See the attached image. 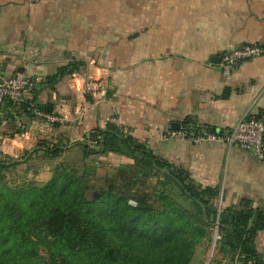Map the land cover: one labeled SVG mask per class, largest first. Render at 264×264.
I'll return each instance as SVG.
<instances>
[{"label": "crops", "instance_id": "crops-1", "mask_svg": "<svg viewBox=\"0 0 264 264\" xmlns=\"http://www.w3.org/2000/svg\"><path fill=\"white\" fill-rule=\"evenodd\" d=\"M245 44L264 47V0H0V80L38 82L36 110L61 100L68 117L40 133L30 114L5 105L0 131L14 134L0 142L22 135L23 148L7 145L0 154L40 157L42 182L53 166L75 162L104 176L133 163L115 153L84 154V146L99 149L91 135L114 118L112 125L188 171L198 186L217 189L226 204L245 199L264 212L263 161L237 146L190 143L180 135L193 125L229 132L242 117L264 112V54L229 75L216 63ZM71 62L83 63L81 75L102 78L105 95L76 97L68 76L46 83ZM254 249L264 264V231ZM229 261L210 264L249 263ZM189 264H201V257Z\"/></svg>", "mask_w": 264, "mask_h": 264}, {"label": "trees", "instance_id": "trees-1", "mask_svg": "<svg viewBox=\"0 0 264 264\" xmlns=\"http://www.w3.org/2000/svg\"><path fill=\"white\" fill-rule=\"evenodd\" d=\"M82 66L71 62L45 81L52 84L79 73ZM19 110L30 114L24 105ZM91 138L99 149L87 154L108 152L133 160L142 156L143 174L136 164L141 175L148 176L147 167L164 172L195 213L173 208L163 195L155 197L161 207L156 210L147 194L130 193L124 185L116 188L113 178L88 196V171L79 174L58 165L41 186L0 192V264H42L44 260L46 264H189L194 248L209 239L211 229L220 238L221 253L244 263L262 264L254 239L264 231V212L249 200H241L237 208L213 206L217 189L198 186L188 171L155 156L112 124L96 129Z\"/></svg>", "mask_w": 264, "mask_h": 264}, {"label": "built area", "instance_id": "built-area-1", "mask_svg": "<svg viewBox=\"0 0 264 264\" xmlns=\"http://www.w3.org/2000/svg\"><path fill=\"white\" fill-rule=\"evenodd\" d=\"M264 54V47L261 45H241L229 52L224 53L220 57L219 66L224 75H229L240 63L253 59ZM68 85L77 97H84L87 94H97V96L105 95V85L102 78H93L92 76H83L80 73H74L68 76ZM38 82L30 81L22 76H13L0 80V114L1 109L11 104L12 107L19 108L26 106V111L30 113V122L36 126L40 133L53 128L56 125H63L68 121L66 113H63L64 104L61 100L54 102L51 112L37 111L31 102L35 87ZM99 85L98 90L94 91L92 85ZM74 114L76 109L74 108ZM108 122L117 125L114 118L108 119ZM193 127V128H192ZM191 130H183L180 132L182 138L190 143L216 142L228 146H237L242 150L251 153L257 160L264 162V113L258 115H247L237 121L235 126L225 133L208 132L197 125H193ZM22 135L13 136L8 139L6 146L21 149ZM13 158H18L17 155ZM247 264H253L251 262Z\"/></svg>", "mask_w": 264, "mask_h": 264}, {"label": "rangeland", "instance_id": "rangeland-1", "mask_svg": "<svg viewBox=\"0 0 264 264\" xmlns=\"http://www.w3.org/2000/svg\"><path fill=\"white\" fill-rule=\"evenodd\" d=\"M12 134H14L13 130L12 132L7 133L4 128H2V132L0 131V141L4 136H9ZM1 147L2 144L0 142V153L3 151ZM3 149L5 150V148ZM87 149L88 150L84 151V154L90 153L91 151H96L94 149H90L89 146H87ZM30 156L31 155L26 156L25 154H22L21 156H18V158H10L7 154H0V192H6L8 189L17 191L29 186H41L42 184L46 183L42 182V179H44L46 175L42 173L43 167L41 166L44 164L40 163V157L32 158ZM72 160L74 159L72 158ZM132 162L133 163L131 165H120L104 176H100V174L96 173L95 168H92V166L87 167L86 164L75 162V166H66L75 169V171L79 174L82 173L84 169L88 171L86 173L89 183L88 196H91L92 193H96L99 186L105 185V180H110L113 178L112 181L115 182L114 185L116 188H120L122 185H124L125 189H128L130 193L144 192L147 194L148 203L151 204L156 210H159L161 207L155 200V197L163 195L166 197L168 203L173 206V208H179L189 213H195V209L191 202L184 197L180 188L175 182L166 178L164 172H153L151 171V168L147 167L145 173L148 174V176L145 177L141 175V169L136 165H140L143 174L144 158L137 155ZM55 167L56 166L52 167L50 177L52 176ZM37 170L38 172H36ZM239 203L240 202L236 204H226L220 193H218V196L211 201L213 206L221 209L226 207L237 208ZM219 239L220 238L216 229H211L209 239L202 241L194 248L193 256L195 254L199 255L201 257V264H210L214 258H220L221 260L224 259L229 261L232 259L231 256L225 255L219 251ZM39 253L42 255L44 252L40 251ZM46 263L47 260H44V263L42 264Z\"/></svg>", "mask_w": 264, "mask_h": 264}, {"label": "water", "instance_id": "water-1", "mask_svg": "<svg viewBox=\"0 0 264 264\" xmlns=\"http://www.w3.org/2000/svg\"><path fill=\"white\" fill-rule=\"evenodd\" d=\"M216 63L218 64L219 62L217 61ZM41 110H43L44 112H51L52 111V106L51 105H46V106L42 107ZM172 128L178 130L179 129V125L177 123H173L172 124Z\"/></svg>", "mask_w": 264, "mask_h": 264}]
</instances>
